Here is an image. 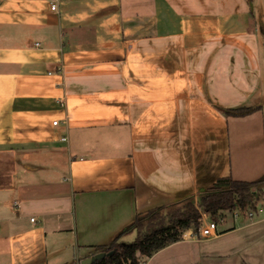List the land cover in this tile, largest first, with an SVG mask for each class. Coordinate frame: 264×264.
<instances>
[{
  "label": "crops",
  "instance_id": "obj_1",
  "mask_svg": "<svg viewBox=\"0 0 264 264\" xmlns=\"http://www.w3.org/2000/svg\"><path fill=\"white\" fill-rule=\"evenodd\" d=\"M53 1L0 0V264H79L138 213L264 178L252 0ZM261 222L139 261L264 264Z\"/></svg>",
  "mask_w": 264,
  "mask_h": 264
},
{
  "label": "trees",
  "instance_id": "obj_2",
  "mask_svg": "<svg viewBox=\"0 0 264 264\" xmlns=\"http://www.w3.org/2000/svg\"><path fill=\"white\" fill-rule=\"evenodd\" d=\"M254 110L253 107L220 109L225 115H245ZM263 185L264 178H229L226 187H212L201 193L196 201L193 197H185L171 204L138 213L131 223L136 232L135 238L130 242H123L116 236L110 243L98 247L88 256L101 254L99 259L90 264H139L141 257H149L159 249L180 240L184 231L196 232L200 224L199 210L217 218L221 210L236 207L242 210L255 208L264 198Z\"/></svg>",
  "mask_w": 264,
  "mask_h": 264
},
{
  "label": "built area",
  "instance_id": "obj_3",
  "mask_svg": "<svg viewBox=\"0 0 264 264\" xmlns=\"http://www.w3.org/2000/svg\"><path fill=\"white\" fill-rule=\"evenodd\" d=\"M50 8L52 10H55L57 8L56 0L51 2ZM55 102L60 106H65V99L63 96L57 97L55 99ZM58 120L54 119L52 121L53 125L58 124ZM62 141H65L67 138L66 136L62 135L59 138ZM264 212V198L260 200L255 208H249L246 210H242L239 207H236L234 209H225L219 211L217 218H212L209 213L199 210V227L196 232H193L191 230V236H195L197 238L201 239H209L216 237L219 234L218 226L219 224H222L226 222L227 218H232L234 221H238L240 219H244L247 221H254L260 214ZM187 235V230L183 232L182 236ZM139 264H143L141 261H139Z\"/></svg>",
  "mask_w": 264,
  "mask_h": 264
},
{
  "label": "rangeland",
  "instance_id": "obj_4",
  "mask_svg": "<svg viewBox=\"0 0 264 264\" xmlns=\"http://www.w3.org/2000/svg\"><path fill=\"white\" fill-rule=\"evenodd\" d=\"M252 1L254 3V15H255V21L258 25L259 35L264 40V0H252ZM261 71L264 74V70ZM260 217H264V212L260 214ZM257 226L259 227L258 231L260 232V234L264 232V222L259 223ZM130 241L132 240H129V242ZM260 246H261L260 249L264 248L262 244H260Z\"/></svg>",
  "mask_w": 264,
  "mask_h": 264
},
{
  "label": "water",
  "instance_id": "obj_5",
  "mask_svg": "<svg viewBox=\"0 0 264 264\" xmlns=\"http://www.w3.org/2000/svg\"><path fill=\"white\" fill-rule=\"evenodd\" d=\"M100 257H101V254H96L94 256L84 258L83 260H81L80 264H90L94 262L96 259H99Z\"/></svg>",
  "mask_w": 264,
  "mask_h": 264
}]
</instances>
